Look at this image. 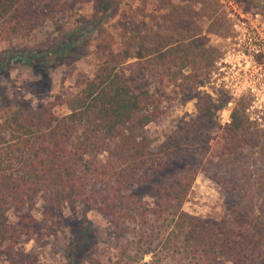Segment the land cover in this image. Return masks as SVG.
<instances>
[{
	"label": "trees",
	"instance_id": "1",
	"mask_svg": "<svg viewBox=\"0 0 264 264\" xmlns=\"http://www.w3.org/2000/svg\"><path fill=\"white\" fill-rule=\"evenodd\" d=\"M85 1L103 17L115 8V0ZM69 4L0 0V41L31 35L44 22L64 14ZM218 16L217 12L212 15L213 30L229 29ZM69 44L51 54H62ZM183 50L157 47L153 51L140 46L137 58L144 71H157L162 81L168 65L178 71L199 67L198 54L187 51L189 60L182 59ZM133 57L129 47L107 54L95 76L66 100L69 113L63 117L47 106L0 116V209L10 203L21 210L38 197L48 207L56 206L68 194L69 199L81 200L108 218L120 244L114 258H91L90 220L86 219L70 226L74 243L68 264H264V202L254 204L250 198L232 208L221 222L183 210L196 173L177 169L175 163L201 153L200 132L215 126L216 112L224 105L206 98L195 119L153 149L144 129L162 115L161 97L149 89L137 92L131 85L122 65ZM11 59L28 63L34 58L21 54ZM179 79L174 73L165 85ZM232 127L246 140L254 138L252 125L239 108ZM51 213L46 211L41 221L30 214L22 217L17 226L3 232L4 238L12 245L21 235L33 239L42 225L49 227ZM147 256L151 259L145 262Z\"/></svg>",
	"mask_w": 264,
	"mask_h": 264
},
{
	"label": "rangeland",
	"instance_id": "2",
	"mask_svg": "<svg viewBox=\"0 0 264 264\" xmlns=\"http://www.w3.org/2000/svg\"><path fill=\"white\" fill-rule=\"evenodd\" d=\"M64 1L70 2L64 14L44 22L31 35L0 41V116L36 112L45 106L56 116L67 115L66 100L95 76L107 54L122 53L128 47L135 57L122 65L124 75L137 92L149 89L161 97L162 115L144 129L153 149L195 119L206 98L225 106L227 95L212 91L210 86L213 65L231 31L227 26L213 30L214 12L227 21L217 0H115L107 17L85 0ZM238 1L247 11L264 13V0ZM68 43L62 54H51ZM140 46L153 51L157 47L184 48L179 53L182 59L198 54L199 67L178 71L168 65L160 81L157 71L143 70L137 58ZM21 54L34 59L28 63L10 61L11 56ZM154 73L155 77L151 76ZM174 73L179 81L166 86ZM243 106H239L242 111ZM218 111L215 126L200 132L201 153L180 158L175 168H190L196 173L183 210L203 220L221 222L232 208L250 198L254 204L264 202V129L249 122L254 138L246 140L232 123L219 122ZM70 197L61 196L51 207L38 197L21 210L10 203L7 209H0V264H68L74 243L70 226L86 219L90 220L86 222L91 229V258L112 260L120 244L111 221ZM46 211H52L49 227L42 225L33 239L21 235L12 245L4 238L3 232L17 226L22 217L30 214L41 221ZM150 259L147 256L145 262Z\"/></svg>",
	"mask_w": 264,
	"mask_h": 264
},
{
	"label": "built area",
	"instance_id": "3",
	"mask_svg": "<svg viewBox=\"0 0 264 264\" xmlns=\"http://www.w3.org/2000/svg\"><path fill=\"white\" fill-rule=\"evenodd\" d=\"M217 1L231 29L210 74L212 91L227 95L219 122L230 125L244 104L248 121L264 129V13L247 11L238 0Z\"/></svg>",
	"mask_w": 264,
	"mask_h": 264
}]
</instances>
